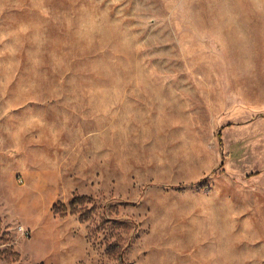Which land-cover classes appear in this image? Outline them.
<instances>
[{
  "label": "rangeland",
  "instance_id": "rangeland-1",
  "mask_svg": "<svg viewBox=\"0 0 264 264\" xmlns=\"http://www.w3.org/2000/svg\"><path fill=\"white\" fill-rule=\"evenodd\" d=\"M0 264H264V0H0Z\"/></svg>",
  "mask_w": 264,
  "mask_h": 264
},
{
  "label": "trees",
  "instance_id": "trees-1",
  "mask_svg": "<svg viewBox=\"0 0 264 264\" xmlns=\"http://www.w3.org/2000/svg\"><path fill=\"white\" fill-rule=\"evenodd\" d=\"M76 203V201L75 202H73V205Z\"/></svg>",
  "mask_w": 264,
  "mask_h": 264
}]
</instances>
